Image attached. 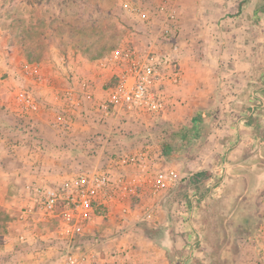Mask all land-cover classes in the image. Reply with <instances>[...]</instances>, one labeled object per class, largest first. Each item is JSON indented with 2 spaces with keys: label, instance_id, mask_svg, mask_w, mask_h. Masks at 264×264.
Wrapping results in <instances>:
<instances>
[{
  "label": "crops",
  "instance_id": "1",
  "mask_svg": "<svg viewBox=\"0 0 264 264\" xmlns=\"http://www.w3.org/2000/svg\"><path fill=\"white\" fill-rule=\"evenodd\" d=\"M180 5L172 38L179 45L177 76L162 69L154 85L164 99L161 113L135 117V125L108 119L115 127L105 131L95 121L98 107L95 111L90 105L83 109L88 123L77 119L68 133L61 125L48 129L54 142L65 138L69 149L70 141L100 134L94 149L108 171L117 155L147 144L150 172L168 168L179 174L180 181L164 197H151L143 187L126 202L137 206L130 228L143 241L139 247H150L148 261L261 264L256 237L264 194V0H183ZM94 94L96 105L106 96L101 90ZM12 120L7 113L0 115V213L5 217L0 229L21 233L8 238L0 264H26L8 252L16 240L27 246L37 237L35 226L44 219L35 214L29 221L22 210L31 205L32 188L48 184L52 170L39 146L10 142ZM113 152L114 159L107 157ZM146 207L152 217L141 220ZM157 231L159 238L154 237ZM142 260L146 255L141 252Z\"/></svg>",
  "mask_w": 264,
  "mask_h": 264
},
{
  "label": "rangeland",
  "instance_id": "2",
  "mask_svg": "<svg viewBox=\"0 0 264 264\" xmlns=\"http://www.w3.org/2000/svg\"><path fill=\"white\" fill-rule=\"evenodd\" d=\"M180 1L182 3L183 0H0V115L7 113L13 119L8 132L10 142L21 147L39 146L41 155H45L47 166L50 167L48 169L52 173L44 187L60 188L86 170H107V167L101 166V162L98 163L101 152L97 153L94 149L97 145L95 143H98L97 140L93 142L94 137L98 136L99 141L100 134H93L92 137L89 135L77 143L70 141L73 146L70 150L64 142L65 138L60 143L54 142L53 134L48 128L50 126V129H56L59 126L56 119L58 115L66 116L68 126H73L77 119L80 124L88 123V117L83 116V109L93 105V109L97 110L95 91L101 90L107 94L116 83L117 69L105 61L113 51L131 47L145 53L151 46L157 51H165L167 41L157 38L162 19L155 15L154 9L165 3L175 9L179 16ZM135 7L146 11L151 22L143 23L131 13L129 9ZM23 63L37 64L39 78L26 77L21 71ZM83 84L88 86L91 101L81 100L78 106L70 107L63 97L60 101L54 99L56 93L62 94L68 90L73 91L74 98L80 99L76 90ZM44 87L48 88L43 90ZM19 92L30 94L38 107L36 112L23 109L16 99ZM105 98L102 97L103 100ZM96 113L95 121L105 131L115 127L112 126V121L110 123L98 111ZM134 118L126 119L130 124L135 122V125L137 121ZM68 126L58 128H63L68 133ZM135 131L138 134L141 132L136 128ZM136 136L137 134L132 138L136 139ZM61 148L63 152L59 153ZM107 157L114 159V152ZM51 163H58L57 167L50 166ZM110 170L112 176L118 175L120 170L125 174L138 172L130 166L115 165ZM140 172L143 176L148 175L149 166ZM53 177L58 180L52 181ZM129 202L131 214L122 215L116 208H97L87 221L84 235L89 241L86 248L98 255L99 264H157L155 260L148 261L150 247H139V243L143 241L130 228L132 224L135 225L132 213L137 206L135 201ZM29 221L26 222L33 224ZM37 223L39 224L34 229L37 237L29 240L27 246L16 240L13 250L8 253L13 254L17 263L58 264L47 247L54 243L58 221L48 218ZM146 227L148 226H144ZM19 230L9 232L0 229V260L6 255L4 244L8 242V238L21 233ZM145 232L148 233V230ZM12 234L14 237H11ZM159 236L157 231L154 237ZM141 252L146 255V260L140 262Z\"/></svg>",
  "mask_w": 264,
  "mask_h": 264
},
{
  "label": "built area",
  "instance_id": "3",
  "mask_svg": "<svg viewBox=\"0 0 264 264\" xmlns=\"http://www.w3.org/2000/svg\"><path fill=\"white\" fill-rule=\"evenodd\" d=\"M129 10L143 23L151 22L149 14L141 8ZM154 13L162 19L157 38L167 41V48L165 51H157L151 46L148 51L141 53L135 48L126 47L110 54L105 61L109 66L116 68L118 74L113 88L97 105L104 119L156 115L164 110V99L154 90V85L162 69L168 68L174 77L177 76L175 55L179 51V45L172 38L178 27V15L175 9L165 3L157 5ZM21 71L30 79H38L40 76L37 64L23 63ZM76 93L80 95L78 100L74 98L72 90L62 94L56 93L54 99L60 101L63 97L70 107L78 106L81 100H92L86 84L76 90ZM16 99L23 109L29 112L37 111L38 107L29 93L19 92ZM56 119L62 127L69 125L66 116L58 115ZM148 151L149 147L145 144L135 152H124L116 156V166H132L138 171L135 173L121 172L112 176L108 170H86L75 175L60 188H32L31 205L24 207L23 215L26 219L36 214L44 220L49 218L58 221L54 243L47 245L58 264H99L98 255L74 240L76 236L85 234L87 221L95 209L116 208L122 215L131 214L130 206L126 202L137 195L138 189L147 187L151 197L161 198L178 184L180 177L173 169H158L146 176L141 174L140 170L147 166ZM262 205V221L256 238L264 264V197ZM151 217V209L144 208L141 220H150ZM21 239L25 242L24 238Z\"/></svg>",
  "mask_w": 264,
  "mask_h": 264
},
{
  "label": "trees",
  "instance_id": "4",
  "mask_svg": "<svg viewBox=\"0 0 264 264\" xmlns=\"http://www.w3.org/2000/svg\"><path fill=\"white\" fill-rule=\"evenodd\" d=\"M4 221H5V217L2 215V213H0V226H3ZM86 239H87V236L82 235V236H76L74 240H75V243L77 244L87 246L89 240H86Z\"/></svg>",
  "mask_w": 264,
  "mask_h": 264
}]
</instances>
